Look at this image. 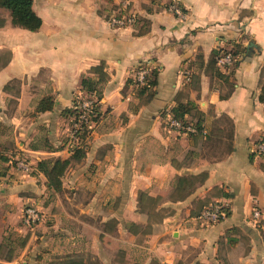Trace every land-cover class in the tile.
<instances>
[{
  "label": "crops",
  "instance_id": "0c3cea01",
  "mask_svg": "<svg viewBox=\"0 0 264 264\" xmlns=\"http://www.w3.org/2000/svg\"><path fill=\"white\" fill-rule=\"evenodd\" d=\"M108 1L33 0L43 21L36 33L13 27L3 12L0 144L8 132L19 147L0 148L14 176L4 196L21 212L45 192L64 193V206H39L52 223L41 240L63 245L59 256L85 251L100 264H264V155L250 152L264 140V0H174L170 8L178 13L166 9L169 0H112L131 4L129 14L150 20V32L141 37L134 26L116 28L99 15ZM234 45L248 54L236 55L238 66L223 71L212 53ZM102 63L109 81L100 118L85 148L72 149L64 137L71 117L64 111L84 95L82 78ZM142 63L159 74L146 104L137 98V85L126 88ZM48 97L53 110L37 113ZM187 102L202 114L207 135L166 130L171 110ZM8 153L26 159L34 175L12 167ZM58 159L71 161L61 194L47 190L38 170L39 162ZM202 174L208 175L203 183L197 181ZM180 178L194 186L184 198L176 192ZM143 196L158 201L155 212L168 211L149 232L142 230ZM80 199L86 203L76 205ZM215 202L227 206L230 216L203 227L197 217ZM10 256L0 257V264L40 261Z\"/></svg>",
  "mask_w": 264,
  "mask_h": 264
},
{
  "label": "trees",
  "instance_id": "16d2710c",
  "mask_svg": "<svg viewBox=\"0 0 264 264\" xmlns=\"http://www.w3.org/2000/svg\"><path fill=\"white\" fill-rule=\"evenodd\" d=\"M157 0L152 1V5L156 3ZM170 3L166 6V9L169 10L170 6L174 4V0H169ZM108 4L112 6L114 11L119 12V16H117V19H120L121 16H128L131 4L127 5L126 11L122 10L123 5L118 6L116 5L112 0L108 1ZM0 10L6 11L9 13L11 24L13 27L21 28L24 30H27L32 33H36L40 31L43 25L42 19L36 14V12L33 9V0H0ZM147 14L152 15L155 13V10L153 8H146ZM184 11V10H183ZM99 15L101 17H104L102 12H99ZM131 17V16H130ZM132 18V17H131ZM107 21H109V18H105ZM135 36L141 37L144 35H147L151 30V22L150 20L146 18H138L135 16ZM6 20L5 18L0 16V28L5 27ZM222 50H215L212 53V60L217 63V58L221 55ZM233 52L235 55H246L248 54L247 49L241 50L240 47L237 45H234ZM199 59L202 60V57H199ZM238 64V63H237ZM236 64V66H238ZM217 76L219 78H223L222 74H220L219 71L216 72ZM158 71L157 69H152L150 75L146 78L145 84L143 86L138 87V90H136L137 98L143 99L145 104L151 101L155 96V88L158 85ZM230 76V75H227ZM109 81V75L106 72V66L104 63L95 66L91 68L89 75L84 76L81 80V89L83 94L89 95L91 97H95L96 102H92V112L89 114V121L93 124H96L100 118L99 114V102L103 98V89L104 86ZM135 86L136 82L133 79H129L126 84V88L128 89L130 86ZM260 101L264 102V83L262 85L261 90V96ZM81 102H78V106ZM77 104L74 102L73 108L71 110H65L63 115H66L68 117H73L75 120H78L81 112L78 108ZM54 108V99L52 97L44 98L42 99L36 109L37 113H47L51 112ZM171 117L175 120L180 121H188L191 123H195V126L199 129L202 127V114L198 111L197 106L192 102H187L186 104L178 103V105L171 110ZM91 129H88L87 126L84 124L82 125V129L78 131L77 134V141H72L73 147L78 148L80 146V140L82 138H86V135ZM90 133V132H89ZM192 136V135H190ZM49 149L50 146H47ZM81 147V146H80ZM73 148V149H75ZM80 149H76L77 151V158H80L81 156H78V154H81L82 152L79 151ZM75 157V156H73ZM3 162H8L7 159L2 160ZM17 164V162H16ZM71 161L70 160H55V161H41L38 164V170L45 176L46 178V188L47 190L55 193V194H61L63 192V178L65 177L69 167H70ZM16 167V166H15ZM14 167V168H15ZM30 175H34L33 172L30 173ZM0 176H5V174ZM207 174H202L197 178L198 182L203 183L207 179ZM176 192L180 194V198H184L185 196L189 195L191 193V190L193 189V185L190 183V181L185 179H178L176 181ZM227 197V195H226ZM147 203L151 205V210L156 211L158 208V201H155L149 197L143 196L139 200V209L142 210L143 205ZM207 206V205H206ZM205 207V205H204ZM142 212V211H141ZM230 216V213L227 211V217ZM131 231L138 230V227L136 225H130ZM21 244V249H24L28 242H29V236L20 238L19 239ZM10 257L7 258L9 260H13V252H10ZM48 264H86L83 260H78L73 257H66V258H60L53 262H50Z\"/></svg>",
  "mask_w": 264,
  "mask_h": 264
},
{
  "label": "rangeland",
  "instance_id": "374dc122",
  "mask_svg": "<svg viewBox=\"0 0 264 264\" xmlns=\"http://www.w3.org/2000/svg\"><path fill=\"white\" fill-rule=\"evenodd\" d=\"M102 8L103 9L100 12H102L105 18H109L108 20L110 21V23L112 19L114 18L117 19V16H119V12L114 11L112 6L109 4L102 6ZM3 12L6 14H9V13L6 11L0 10V16L6 19L7 15H5ZM125 17L127 16L125 15ZM132 25L134 26L135 24L133 23ZM112 26L118 28L117 25L112 24ZM4 54L5 53H2L0 55V58L2 59V61H5L7 57ZM2 64L3 62H0V66ZM135 90H138V88H136ZM78 102H81L80 105L83 106L86 103L87 104H91L92 102L94 103L96 102V100H95V97H91L85 94V95L77 96V98L75 99V103L77 104V106H78ZM67 124H68V129H69L68 131L69 135H67V137L66 135H64L65 139L67 138L66 146L71 147L73 149L75 147H73V143H72V141H74L72 138V134H75V130H76L75 125L77 124V120H75L72 117L68 119ZM89 132H91V130ZM89 132L86 135V138H82L80 140L81 141L80 146L83 148H85L86 144H88L89 142L88 140ZM7 135L8 137H6L5 143L2 145L0 144V148H19L18 146H16L15 140H12L13 136L11 137V135H9L8 132H7ZM12 152H15V151H12ZM9 156H12L10 158L12 167L17 166L16 160L13 159L15 158V153H12V154L10 153ZM5 159L9 161L8 157H6L4 154L2 156L0 155V174L1 175L5 174L4 177L0 176V257L5 258L7 255H9V252H13L14 259H17L18 261L22 260V261L29 262L31 258L32 259L39 258L40 261L34 264H48L57 259H60V258L63 259L68 256H71L75 259L83 260L84 262H87V264H100L98 259H95V257L91 253H86L85 251H81L79 255L75 256V255H69L66 250H63V253L59 256L58 255L59 253L56 250L58 247H63V245L62 246L57 245V243L53 242L52 240H47V243L46 242L43 243L44 241L41 240V237H44V236L47 237V235H45L44 233V232H47V230L49 232V229L47 228L52 227V223L50 219L51 217L49 218L48 216H46V214L41 209V207L44 205H51V204L54 205V207L57 205L55 208L64 206L65 205L64 204V193H62V195L58 197L54 196L52 193H49V192H45L42 198H39V196H36V198H34V203H32L30 207L34 208L37 211L40 221L32 228H28L25 225L24 220H23V215H24V211L27 208V206L23 207L22 211L20 212L18 205H13V203L9 202V197L4 196V192L9 187L10 180L14 177L8 174L7 166L3 165L4 162L2 160H5ZM38 185L41 187L42 190L44 189L41 181L38 182ZM68 193L70 192H66V194ZM30 195H33V194L31 193ZM170 195L171 194L169 193V196ZM85 203H86V200L80 199L78 200L76 205L85 204ZM40 205L41 207H39ZM140 211H142V213L144 214L143 221H142L143 222L142 230L148 231V232L153 230V227H155L158 223H160L163 219V216L168 212L165 209L159 213L152 211L151 205L147 203L143 205L142 210ZM97 225L99 226V224ZM27 236H29V242L24 249H21L20 248L21 244H20L19 239L27 237ZM140 239L142 240L143 238L141 237ZM60 251L61 249H59V252Z\"/></svg>",
  "mask_w": 264,
  "mask_h": 264
},
{
  "label": "built area",
  "instance_id": "2783aa9c",
  "mask_svg": "<svg viewBox=\"0 0 264 264\" xmlns=\"http://www.w3.org/2000/svg\"><path fill=\"white\" fill-rule=\"evenodd\" d=\"M127 4L123 6V11L126 9ZM171 11H175L176 13L179 10L176 6H172L170 8ZM132 18H131V17ZM135 16L128 14L127 17L121 16L120 19H112L111 24L117 25L118 28H130L132 27L133 23H135ZM238 61V57L234 54L233 50H226L222 49L221 55L217 58V65L223 71L232 70L235 67V64ZM155 69L154 67L142 63L135 72V81L137 87L143 86L145 84L146 78L150 75L151 70ZM81 114L77 120V124L75 125V134H72L73 140L76 142L78 131L82 129V125L84 124L87 126L88 129H92L93 123L89 121V114L92 112V103L91 104H84L83 106L78 107ZM81 124V125H79ZM166 130L169 133L176 134V135H186V136H195V135H207V132L204 128L199 129L195 126V123H191L188 121H180L175 120L171 116L165 122ZM251 154L255 156H263L264 155V140H260L259 142L253 144L251 147ZM17 168L25 173H31L32 167L29 165L26 159L21 158L16 161ZM227 217V206H225L221 202H215L208 206H206L200 215L197 217V220L201 223L203 227H211L213 225L218 224L220 221ZM254 218H259V212L256 210L254 212ZM23 220L25 225L28 228H32L35 226L39 221L40 218L37 214V211L32 208L28 207L24 211Z\"/></svg>",
  "mask_w": 264,
  "mask_h": 264
}]
</instances>
